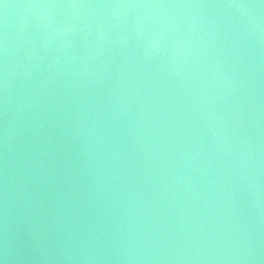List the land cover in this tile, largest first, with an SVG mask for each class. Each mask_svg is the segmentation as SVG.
Segmentation results:
<instances>
[{
  "label": "water",
  "instance_id": "water-1",
  "mask_svg": "<svg viewBox=\"0 0 264 264\" xmlns=\"http://www.w3.org/2000/svg\"><path fill=\"white\" fill-rule=\"evenodd\" d=\"M0 264H264V0H0Z\"/></svg>",
  "mask_w": 264,
  "mask_h": 264
}]
</instances>
